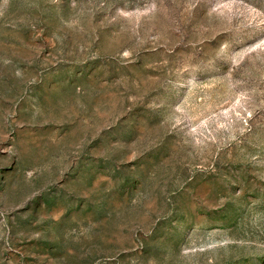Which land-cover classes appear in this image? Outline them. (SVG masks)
Instances as JSON below:
<instances>
[{
    "label": "rangeland",
    "instance_id": "374dc122",
    "mask_svg": "<svg viewBox=\"0 0 264 264\" xmlns=\"http://www.w3.org/2000/svg\"><path fill=\"white\" fill-rule=\"evenodd\" d=\"M0 264H264V0H0Z\"/></svg>",
    "mask_w": 264,
    "mask_h": 264
}]
</instances>
